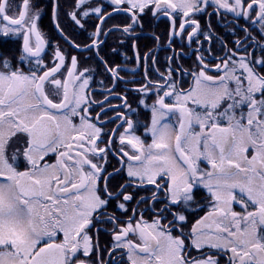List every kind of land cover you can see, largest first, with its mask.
<instances>
[{
	"label": "snow or ice",
	"instance_id": "6c2138e0",
	"mask_svg": "<svg viewBox=\"0 0 264 264\" xmlns=\"http://www.w3.org/2000/svg\"><path fill=\"white\" fill-rule=\"evenodd\" d=\"M0 264H264V0H0Z\"/></svg>",
	"mask_w": 264,
	"mask_h": 264
},
{
	"label": "flooded vegetation",
	"instance_id": "af4514ba",
	"mask_svg": "<svg viewBox=\"0 0 264 264\" xmlns=\"http://www.w3.org/2000/svg\"><path fill=\"white\" fill-rule=\"evenodd\" d=\"M42 27L44 28V30L46 32L50 31V21H49V18L47 16L43 18ZM161 27H163V25H161ZM220 31H223V30L220 29ZM114 40H115V37L110 38L108 41L109 44L111 45ZM160 55H161V57H163L165 55V53L163 51H161ZM192 59H194V57ZM182 63L184 64L185 67H187V66L191 65L192 60L186 58L185 60L182 61ZM141 118L143 119V117H141ZM109 127H112V125H109ZM115 163H116L115 160H113L112 164L115 165Z\"/></svg>",
	"mask_w": 264,
	"mask_h": 264
}]
</instances>
